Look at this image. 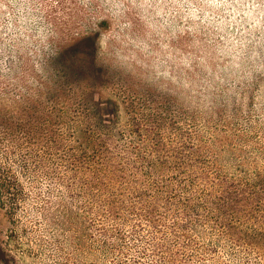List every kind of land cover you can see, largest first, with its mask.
<instances>
[{
    "label": "rangeland",
    "instance_id": "rangeland-1",
    "mask_svg": "<svg viewBox=\"0 0 264 264\" xmlns=\"http://www.w3.org/2000/svg\"><path fill=\"white\" fill-rule=\"evenodd\" d=\"M0 264H264V0H0Z\"/></svg>",
    "mask_w": 264,
    "mask_h": 264
},
{
    "label": "trees",
    "instance_id": "trees-1",
    "mask_svg": "<svg viewBox=\"0 0 264 264\" xmlns=\"http://www.w3.org/2000/svg\"><path fill=\"white\" fill-rule=\"evenodd\" d=\"M97 201H98V197H95V196L91 197V199H90V202L93 206L98 207V208H102L104 205H101L100 203H98V205H97Z\"/></svg>",
    "mask_w": 264,
    "mask_h": 264
}]
</instances>
